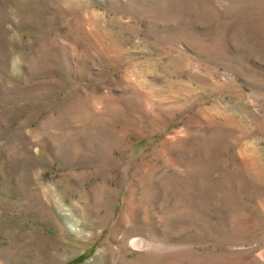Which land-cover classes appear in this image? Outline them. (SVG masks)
<instances>
[{
    "label": "rangeland",
    "instance_id": "1",
    "mask_svg": "<svg viewBox=\"0 0 264 264\" xmlns=\"http://www.w3.org/2000/svg\"><path fill=\"white\" fill-rule=\"evenodd\" d=\"M0 264H264V0H0Z\"/></svg>",
    "mask_w": 264,
    "mask_h": 264
},
{
    "label": "bare ground",
    "instance_id": "2",
    "mask_svg": "<svg viewBox=\"0 0 264 264\" xmlns=\"http://www.w3.org/2000/svg\"><path fill=\"white\" fill-rule=\"evenodd\" d=\"M141 243H143L142 240H137L136 239V240L133 241V244H135V245H141Z\"/></svg>",
    "mask_w": 264,
    "mask_h": 264
}]
</instances>
